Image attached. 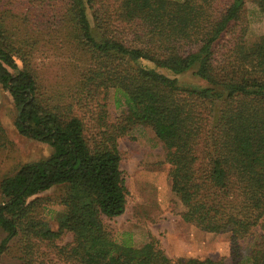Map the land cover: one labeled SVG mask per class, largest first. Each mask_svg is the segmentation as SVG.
Masks as SVG:
<instances>
[{"label":"trees","instance_id":"trees-1","mask_svg":"<svg viewBox=\"0 0 264 264\" xmlns=\"http://www.w3.org/2000/svg\"><path fill=\"white\" fill-rule=\"evenodd\" d=\"M246 2L0 0V86L16 131L52 150L0 180V255L15 241L18 264H43L42 245L65 264H226L173 261L151 236L141 247L114 240L107 222L128 198L119 140L144 126L166 150L181 220L227 233L235 263L258 228L247 263L264 264V30L246 44ZM251 2L264 17V0ZM157 69L192 70L207 86ZM110 90L123 108L113 121ZM45 201L63 209L56 231L40 217ZM66 234L71 242L56 245Z\"/></svg>","mask_w":264,"mask_h":264},{"label":"rangeland","instance_id":"rangeland-1","mask_svg":"<svg viewBox=\"0 0 264 264\" xmlns=\"http://www.w3.org/2000/svg\"><path fill=\"white\" fill-rule=\"evenodd\" d=\"M245 20L248 25L246 44L251 45L259 39L264 30V17L251 0H247L245 4ZM157 71L175 78L182 87L207 86L206 82L195 76L192 70L180 75H173L163 69ZM45 77L48 80H55L52 74ZM118 100L122 101L110 90L105 101L109 121H113L123 110L121 106H117ZM14 120L15 111L11 98L0 86V124L8 140L4 146H0V180L13 175L23 164L47 158L52 151L47 144L21 136L15 129ZM119 150L122 155L120 169L125 179L128 198L125 212L107 222L115 241L141 247L151 236L173 261L178 258L200 260L210 258L223 259L226 264H248V254L258 241L261 231L257 228L249 237L239 242L242 261L235 263L230 258L227 233H206L183 222L180 218L183 207L170 188L169 166L165 162L166 150L150 128L136 127L119 140ZM57 193L58 190L52 188L41 193L39 197H52ZM45 204L46 201L41 203L39 208L40 217L56 231L57 216L63 209L59 205ZM4 236L0 228V243ZM70 242L71 235L66 234L55 244L62 246ZM20 251L21 244L13 241L9 250L0 255V264H18ZM37 257L43 264H65L59 261L52 248L43 245Z\"/></svg>","mask_w":264,"mask_h":264}]
</instances>
